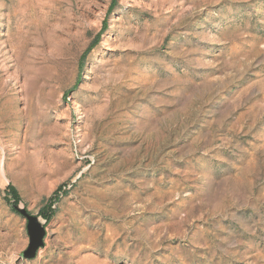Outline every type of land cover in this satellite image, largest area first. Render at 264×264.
<instances>
[{
    "label": "rangeland",
    "instance_id": "rangeland-1",
    "mask_svg": "<svg viewBox=\"0 0 264 264\" xmlns=\"http://www.w3.org/2000/svg\"><path fill=\"white\" fill-rule=\"evenodd\" d=\"M0 264H264V0H0Z\"/></svg>",
    "mask_w": 264,
    "mask_h": 264
},
{
    "label": "water",
    "instance_id": "water-1",
    "mask_svg": "<svg viewBox=\"0 0 264 264\" xmlns=\"http://www.w3.org/2000/svg\"><path fill=\"white\" fill-rule=\"evenodd\" d=\"M16 209L27 219V232L30 243L28 248L22 253V257L27 259L35 258L39 249L44 247L46 229L44 224L36 215L30 214L26 209L16 206Z\"/></svg>",
    "mask_w": 264,
    "mask_h": 264
},
{
    "label": "trees",
    "instance_id": "trees-1",
    "mask_svg": "<svg viewBox=\"0 0 264 264\" xmlns=\"http://www.w3.org/2000/svg\"><path fill=\"white\" fill-rule=\"evenodd\" d=\"M8 195H11L16 201H18L20 199L19 197V193L17 191V189L13 186V185H9L8 186ZM54 201H57L56 198H53L48 207L46 209H43V211H41V214L44 216V218L47 220V221H50L52 219V217L54 216L56 210L53 209V202Z\"/></svg>",
    "mask_w": 264,
    "mask_h": 264
}]
</instances>
